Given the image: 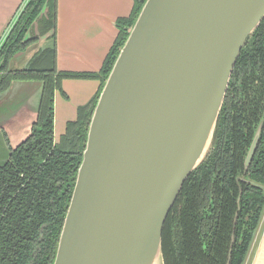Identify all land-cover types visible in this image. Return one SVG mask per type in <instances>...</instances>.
I'll return each mask as SVG.
<instances>
[{"label": "water", "instance_id": "water-1", "mask_svg": "<svg viewBox=\"0 0 264 264\" xmlns=\"http://www.w3.org/2000/svg\"><path fill=\"white\" fill-rule=\"evenodd\" d=\"M263 18L264 0H145L92 113L52 264H163L165 219Z\"/></svg>", "mask_w": 264, "mask_h": 264}, {"label": "trees", "instance_id": "trees-1", "mask_svg": "<svg viewBox=\"0 0 264 264\" xmlns=\"http://www.w3.org/2000/svg\"><path fill=\"white\" fill-rule=\"evenodd\" d=\"M145 0H134L102 67L95 95L78 107L58 141L54 96L63 76L56 68V0H28L0 46V98L19 81L40 86L29 133L0 160V264H52L70 203L87 132L99 94ZM41 44L20 68L15 54ZM263 118L247 169L244 159ZM264 18L248 36L234 64L210 147L188 175L161 235L163 264H245L264 215Z\"/></svg>", "mask_w": 264, "mask_h": 264}, {"label": "crops", "instance_id": "crops-1", "mask_svg": "<svg viewBox=\"0 0 264 264\" xmlns=\"http://www.w3.org/2000/svg\"><path fill=\"white\" fill-rule=\"evenodd\" d=\"M56 1L57 71L81 74L63 80L61 89L55 92L54 139L58 141L65 131L67 122L76 118L78 107L88 103L98 91L100 79L96 76L82 75L97 73L100 70L118 32L115 22L119 17H127L130 14L134 0ZM27 2L28 0H0V46ZM48 42L50 39H39L23 52L15 54L11 67H22L38 46ZM15 88L16 82L7 93ZM39 96L40 86L38 85L33 93L26 95L18 108H15V113L6 119L4 126H9L10 132H15L16 127L20 125L16 124L13 117L18 115L19 111H30L32 112L30 114L36 116ZM3 97H6V94ZM33 121L30 120L29 124L31 125ZM5 135L8 138V135ZM245 264H264V215Z\"/></svg>", "mask_w": 264, "mask_h": 264}, {"label": "rangeland", "instance_id": "rangeland-1", "mask_svg": "<svg viewBox=\"0 0 264 264\" xmlns=\"http://www.w3.org/2000/svg\"><path fill=\"white\" fill-rule=\"evenodd\" d=\"M71 76H63L60 80V86L62 87V81L69 79ZM37 82L34 81H19L16 82L15 90H11L9 93H6V97H1L0 99V160L3 159L4 153L7 152V143L5 141L4 132L5 131L9 138L10 146L14 147L20 143L29 133L30 124L29 121L35 119V114H30L32 112L21 110L18 112V115L13 117L16 120V124H20L16 127L15 132H10L9 126L5 127L4 122L6 119L15 113V108L23 102L26 95L33 93L37 87ZM22 107V106H21ZM34 113V110H33ZM9 131V132H8Z\"/></svg>", "mask_w": 264, "mask_h": 264}, {"label": "bare ground", "instance_id": "bare-ground-1", "mask_svg": "<svg viewBox=\"0 0 264 264\" xmlns=\"http://www.w3.org/2000/svg\"><path fill=\"white\" fill-rule=\"evenodd\" d=\"M153 264H161V262L158 263L157 260H154Z\"/></svg>", "mask_w": 264, "mask_h": 264}]
</instances>
